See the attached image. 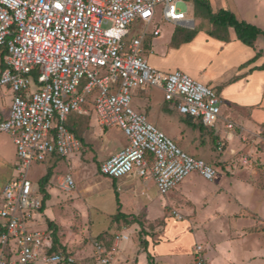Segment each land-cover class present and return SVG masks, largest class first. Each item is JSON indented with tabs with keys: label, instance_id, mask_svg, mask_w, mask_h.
I'll return each instance as SVG.
<instances>
[{
	"label": "built area",
	"instance_id": "built-area-1",
	"mask_svg": "<svg viewBox=\"0 0 264 264\" xmlns=\"http://www.w3.org/2000/svg\"><path fill=\"white\" fill-rule=\"evenodd\" d=\"M185 0H0V89L12 93L9 117L0 132L9 133L16 146L15 173L5 184L0 208V264H75L67 252L51 251L53 238L32 229L30 220L42 208L38 184L28 176L34 163L52 156L68 158L82 142L69 128L72 114L95 113L103 128L119 126L128 145L101 163L100 172L122 178L136 172L153 177L167 194L192 172L214 181L215 166L183 150L147 115L132 106L136 90L159 88L180 114L214 127L223 100L217 91L181 70L164 72L144 56L148 36L161 28L157 16L191 25ZM142 22L144 28L134 33ZM234 129L233 122H227ZM223 144H220V149ZM249 158L244 157L247 164ZM71 174L61 186L75 188ZM177 219L183 215L174 210ZM264 226V221H261ZM115 235L116 242L128 240ZM204 246L197 243L192 264H208ZM115 250L95 242L100 264H114Z\"/></svg>",
	"mask_w": 264,
	"mask_h": 264
},
{
	"label": "crops",
	"instance_id": "crops-1",
	"mask_svg": "<svg viewBox=\"0 0 264 264\" xmlns=\"http://www.w3.org/2000/svg\"><path fill=\"white\" fill-rule=\"evenodd\" d=\"M185 1L188 7L187 12L192 20L191 25L186 22L175 24L163 20L161 16H157L154 20V24H151L150 29L155 25H159L161 27V33L158 36H148V38H146L144 43V56L151 66L159 70L164 72L181 70L204 84L213 87L217 91L223 100L222 111L219 121L212 127L214 130L210 133L212 134V140L216 143V150L220 152L214 156L210 151L205 149L207 151V154H205L208 157L207 162L214 164L215 161H227L233 158V154L239 152L240 155H242L240 159L241 165L245 167L241 169L237 179L242 182L246 191L249 189H264V35H260L255 46L252 47L237 39L233 28H229L227 32L224 31L218 35H212L210 32L215 29V26L209 22V28L197 29L196 26L199 25V23L198 19H196L197 17L195 18V16H197L196 5L193 0ZM208 1L213 12L216 13L221 9L229 10L233 12L239 20L254 24L264 31V0ZM164 23L169 24L168 28L172 26L173 31H171L168 37L162 39V42H159L160 40L156 38L161 36ZM1 89L0 90L5 93H10L12 98L13 95L9 90L4 88ZM155 89L163 92L159 88ZM147 90L148 89L143 91L136 90L135 93L142 95ZM170 105L176 108L171 103ZM141 112L144 113V111ZM186 117L190 124H199V121L188 116ZM2 119L3 117L0 118V121H2ZM229 121L235 124L234 129H229L227 127L226 124ZM95 122L97 123V119ZM97 126L100 135H102L101 129H108L101 127L100 124H97ZM113 128L115 127L111 129ZM172 138L173 140L178 139L185 142L184 148L179 146L194 156L196 155L192 153V151L198 144L202 146L206 145V140L198 142L197 138L192 142L185 141L181 135ZM252 141L253 143H251ZM220 144H223V148L226 147V149L222 151L220 149ZM106 145V142H102V144L94 150V156L100 163L119 152V148L108 150ZM189 150L191 152H189ZM206 151L203 149L202 152ZM244 157L249 158L247 164L243 163ZM15 164L16 162L14 163V173ZM54 174L53 171V175L47 185L49 198L44 200L40 210L34 212L29 223L32 229H41L48 232L51 230V235H53V231L56 230L57 237L62 246L61 248L67 252L69 251L73 255L72 251L65 248L66 243H61L58 235V227L56 226L58 223L53 219L54 212L50 206L51 204L53 207L54 204L56 206H63V203L67 205L69 197L70 204L76 205L77 203L75 201L79 200L81 194H85V192L90 189V186L78 188L79 194L61 196L58 192V188H61L60 185L62 184L64 176H59L57 183ZM67 174L71 173L69 172ZM125 177H131L133 179L123 180ZM253 177L259 180L258 182L256 181L257 184L249 183L248 179ZM140 178L144 177L134 172L122 178H112L113 181H111V183L118 186L133 181L131 186L137 187V179ZM221 178L220 176L219 180ZM149 179L150 181L152 180L156 186L153 177L144 178L142 183L149 181ZM39 181L40 180L37 182L38 185ZM97 185H99V183H97ZM181 185L176 188V190L183 194L185 190L183 185ZM120 189L121 188L118 187L116 189L117 191L115 190L117 211L110 215L111 222L115 228L112 229L109 227V229L99 232L96 237V241L99 240L104 243L108 250H115L114 264H182L181 261L183 258L187 259L183 264H192L194 259V248L197 243L203 244L208 264H264V226L261 225V223L258 224V219L263 217L251 211V207L248 203L239 196H237V198H239L238 206L235 209L228 207L226 205L227 193L225 189H215L213 191L212 199L209 200L210 205L208 207L195 203L191 206L192 208H188V214H193L196 211L198 215L191 221L188 219L184 222L193 229V233H190L191 240H187L188 242H184L181 233L180 235L182 237L178 236L176 238L182 239L171 246L164 245L162 241L160 242L162 237L159 234L166 229V225H157L152 231L155 235L153 241L156 242L155 245L157 246L154 245V242L150 243L151 238L142 237V233L138 235L139 241H132L129 243L131 240L129 238L122 242H116V234L124 233L129 235V229H134L138 232L146 229V225L142 224L140 220H137L140 223L139 226L137 221H131V224H129V222L124 220L117 221L114 219L119 209L121 212L130 215L129 219L134 215L137 216V213L131 215V213L124 211V203L120 195ZM41 194L44 198V194L42 192ZM174 195L173 193V196ZM179 195L176 196L178 202L182 199ZM117 197H119L120 204H118ZM196 200L200 202V198ZM3 202L4 197L1 196L0 208ZM130 202L132 201H129V203ZM173 206L174 207H171L172 214L173 211L176 210V203ZM84 207L83 205L77 207L80 208L82 215L85 213ZM143 209L146 208H142V211ZM234 212L239 213L240 216L237 218L232 217L233 219L230 220L229 218L231 217H229V214ZM222 215L225 216V219ZM183 219L185 218L183 217ZM158 220L160 221L161 219L157 218L156 221ZM1 221L0 218V222ZM202 228L205 229V240L207 241L201 242L198 240V234L201 232ZM157 232L158 234H156ZM143 239L145 241H143ZM85 254H87V256H85ZM85 254L82 256L84 264H91L89 257L91 255L94 258L95 264H100L95 257L93 247L92 254L90 252ZM164 257H167V260H165ZM75 264H77V259Z\"/></svg>",
	"mask_w": 264,
	"mask_h": 264
},
{
	"label": "rangeland",
	"instance_id": "rangeland-1",
	"mask_svg": "<svg viewBox=\"0 0 264 264\" xmlns=\"http://www.w3.org/2000/svg\"><path fill=\"white\" fill-rule=\"evenodd\" d=\"M178 6L184 11L188 10L187 5L183 2H179ZM195 18L198 19L199 23V25L196 26L197 29L210 27V23L205 15V10H200ZM168 26L169 24L165 23L162 26L163 32L160 37L156 38L160 40L159 42H162V39L168 37V35L171 34V31H173V27L170 26L168 28ZM143 28L144 25L142 22H139V24L134 27L133 31L134 33H137ZM1 90L0 118L3 117L2 120H5L9 117L8 114H10L9 106L11 105L12 98L10 93H5ZM132 106L137 111H144L149 121H151L157 128L164 131L171 138L181 135L185 141L189 142L194 141L195 138L198 139V142L206 140V145L202 146L198 144L192 151L196 157L203 158L207 161L208 157L206 155V150L210 151L214 156L219 154L220 151L218 152V150H216V143L212 140V134L210 133L213 132L214 128H203L198 124H190L187 117L181 115L177 108L171 107L170 103L164 98L163 92L155 89V87H149L142 95L135 93ZM95 116L96 115L94 113L89 116L81 115L74 117V120L77 122L75 126V129L77 130L76 134L80 139H83V142L81 141L82 148L79 152L72 154L68 158L54 157L45 162L34 163L28 174L29 178L37 184L38 180H40V178L46 173L49 167H52L57 183L59 176H65L70 172L76 182L75 188L72 189V191H69L64 190L60 185L61 188H58V192L61 196L70 194L74 195L78 193V188L90 186V189L86 191L85 194H81V198L75 201L77 203L76 205L70 204L69 197L67 205L63 203V206H56L55 204L54 207L52 204L50 206L54 212L53 219L58 223L56 226L58 227V235L61 243H66L65 248L72 251L73 255H75L74 257L77 259V264H84L82 256L87 252L92 254V247L95 254V242L99 232L109 229V227L112 229L115 228L111 222L110 215L117 211L115 190L118 187L121 188L119 191L124 203V211L131 213V215H134L133 213H137V216H134H136L142 224L146 225V229L139 232L134 229H129L130 231H128V233L131 239L129 243L132 241H139V233H142V237L144 238H151L150 243H153L155 235L152 231L157 225L167 226L166 229L159 234L162 237L160 242L162 241L164 245L171 246L175 244L177 241L182 239H177L176 237L178 236H183L184 242H188L187 240H191L190 233H193V229L187 226L184 222L188 219L191 221L195 216H198L196 211L193 214H188V208H192L191 206L195 203L197 205L199 203L200 205L208 207L210 205L209 200L212 199V194L215 189H225V192L227 193L226 205L231 207V209H235L238 206L239 198H237V196H239L248 203L251 207V211L258 213L264 218V189H249L246 191L242 182L237 179L241 169L245 167L244 165H241L240 159L242 155H240L239 152L233 154V158L227 161L214 162L213 165L218 171V175L214 181L206 180L199 173L192 172L176 187L178 188L182 184L185 190L183 194L176 190V188L172 189L167 194H162L159 192L157 186L154 185L152 180L150 181L149 179V181L142 183L144 178L137 179V187L131 186L133 181H129L118 186L112 184V178L99 172V166L101 163L96 160L94 150H96L102 142H106V148L108 150L119 148L120 151L122 147L128 145L129 139L119 126H113L115 127L113 129H111L112 127L108 129H101L102 135H100L98 133L97 126V124L100 123L98 120L97 123L95 122L97 119ZM74 120L71 119L72 123L75 122ZM174 141L184 148L185 142L178 139ZM251 143H253V141ZM203 149L206 152H202ZM225 149L226 147L221 150L223 151ZM189 152L191 151L189 150ZM17 160V151L12 141V137L9 133L0 132V197L3 196L5 184L14 174V163L17 162ZM220 176L222 178L219 180ZM125 179L132 180L133 178L125 177L123 180ZM248 181L249 183L257 184L259 180H256L253 177L248 179ZM97 183H99V185H97ZM173 193L175 194L174 196ZM178 195L182 198L179 202L176 197ZM197 198H200V202L196 200ZM129 201L132 202L129 203ZM175 203V209L180 212L185 219H177L172 214L171 207H174L173 205ZM79 205L85 206L84 215H82L80 208H77ZM142 208L146 209H143L142 211ZM239 216V213L234 212L229 214V217L231 218H228L232 220V217L237 218ZM132 218L133 217H130V219H128L129 224H131ZM157 218H160L161 220L156 221ZM223 218L225 219V216H223ZM263 218L258 219V224H260L261 221H264ZM137 224L140 226L138 221ZM204 230L205 229L202 228L201 232L198 234V240L201 242L207 241L205 240L206 234ZM49 232L51 233V230ZM156 234H158V232ZM143 241L145 240L143 239ZM155 243L156 242H154V245ZM58 250L67 252L63 250V248H58ZM85 256H87V254H85ZM91 256H89L91 264H95L94 258ZM166 258L167 257H164L165 260H167ZM186 261L187 259L183 258L181 263L183 264Z\"/></svg>",
	"mask_w": 264,
	"mask_h": 264
},
{
	"label": "trees",
	"instance_id": "trees-1",
	"mask_svg": "<svg viewBox=\"0 0 264 264\" xmlns=\"http://www.w3.org/2000/svg\"><path fill=\"white\" fill-rule=\"evenodd\" d=\"M193 1L196 5V14H198L200 10H205L206 18L212 25L215 26V29L210 32V34L212 35H218L219 33H222L224 31L227 32L229 28H233L236 33L237 39H239L244 44H247L252 47L255 46L258 37L260 35H264V31L261 28L249 22L239 20L236 17V15L229 10L221 9L215 13L212 11L208 0H193ZM3 68H4V65L1 61V70ZM75 116L78 117L81 115L72 114L68 121V126L76 134L77 130L75 129V126L77 122L74 120ZM71 119L74 120L75 122L72 123ZM198 125H201V127L203 128L205 127L200 121ZM80 140L83 142L82 138ZM53 157H60V156L55 155V156L50 157L49 159ZM52 175H53V169L49 168L47 170V173L44 176H42L39 181L40 190L44 194V200H47L49 198V194L47 192V185ZM117 200H118V204H120L119 197H117ZM129 216L130 215L121 212V210L119 209V212L116 214L114 219L117 221L124 220L128 222ZM137 220H138L137 217L133 216L131 221H137ZM0 232H1V229H0ZM53 236H54L53 246H52L51 251H58V248H61L62 246L60 244L59 238L57 237L56 230L53 231Z\"/></svg>",
	"mask_w": 264,
	"mask_h": 264
}]
</instances>
